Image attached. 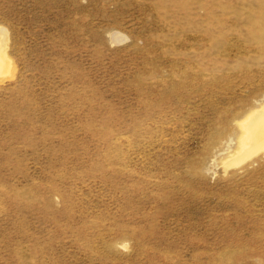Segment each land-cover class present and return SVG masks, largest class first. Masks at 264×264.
<instances>
[{
    "label": "rangeland",
    "instance_id": "obj_1",
    "mask_svg": "<svg viewBox=\"0 0 264 264\" xmlns=\"http://www.w3.org/2000/svg\"><path fill=\"white\" fill-rule=\"evenodd\" d=\"M263 108L264 0H0V264H264Z\"/></svg>",
    "mask_w": 264,
    "mask_h": 264
},
{
    "label": "bare ground",
    "instance_id": "obj_2",
    "mask_svg": "<svg viewBox=\"0 0 264 264\" xmlns=\"http://www.w3.org/2000/svg\"><path fill=\"white\" fill-rule=\"evenodd\" d=\"M243 130L245 139L242 142V153L240 154L241 156L239 155L240 157L246 156L252 148L255 149V146L259 145V147H263L264 145V108L249 117Z\"/></svg>",
    "mask_w": 264,
    "mask_h": 264
}]
</instances>
